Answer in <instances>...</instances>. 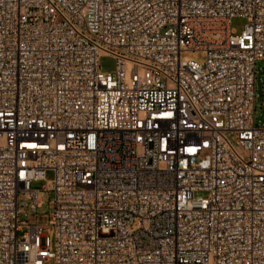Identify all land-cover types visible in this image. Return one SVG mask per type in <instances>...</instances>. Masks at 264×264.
<instances>
[{"label": "built area", "instance_id": "obj_1", "mask_svg": "<svg viewBox=\"0 0 264 264\" xmlns=\"http://www.w3.org/2000/svg\"><path fill=\"white\" fill-rule=\"evenodd\" d=\"M259 61L264 0H0V264H264Z\"/></svg>", "mask_w": 264, "mask_h": 264}, {"label": "rangeland", "instance_id": "obj_2", "mask_svg": "<svg viewBox=\"0 0 264 264\" xmlns=\"http://www.w3.org/2000/svg\"><path fill=\"white\" fill-rule=\"evenodd\" d=\"M247 23V19L244 17H235L231 21L232 32L234 34H240ZM183 58H196L202 59V56L196 55L195 52L185 51L182 53ZM99 68L102 72L105 73H113L117 68V59L110 54H102L99 57ZM256 109H255V120L256 123L260 125H264V61H259L257 64V74H256ZM231 140L235 145L238 146L237 139L235 136L231 135ZM53 177V173H48V179ZM46 181L39 180L33 181L31 184V188L38 190L40 197L43 198L45 203L38 211V219L44 223L49 224L52 221V217L49 218L48 213L52 211V207L49 205V201L53 199V192L44 190V186ZM36 217L34 214H30L28 217L23 214L20 215L21 220L31 219L33 220ZM21 231L20 233H23ZM45 235L47 236L48 246H53L55 242V228L53 226H49L45 231Z\"/></svg>", "mask_w": 264, "mask_h": 264}]
</instances>
